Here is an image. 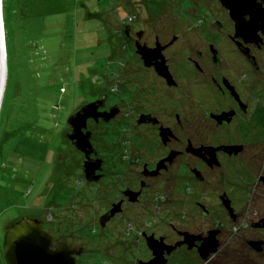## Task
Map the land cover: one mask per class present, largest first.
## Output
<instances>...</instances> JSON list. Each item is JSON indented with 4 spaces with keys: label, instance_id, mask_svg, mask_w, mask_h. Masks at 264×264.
I'll return each mask as SVG.
<instances>
[{
    "label": "flooded vegetation",
    "instance_id": "af4514ba",
    "mask_svg": "<svg viewBox=\"0 0 264 264\" xmlns=\"http://www.w3.org/2000/svg\"><path fill=\"white\" fill-rule=\"evenodd\" d=\"M132 5L138 11L122 20L120 35L134 50H123L124 66L114 76L121 98L110 101L100 88L64 118L63 134L80 155L84 178L106 194L99 225L121 219L127 229L139 228L137 243L123 239L119 259L133 264L264 254V0ZM90 103L84 125L71 123ZM86 139L91 147L84 150L77 144ZM162 214L169 220L163 233L156 221ZM228 223L239 226L234 239L226 236ZM43 228L72 245L76 264H90L76 229ZM209 235L218 247L204 259L199 246Z\"/></svg>",
    "mask_w": 264,
    "mask_h": 264
},
{
    "label": "rangeland",
    "instance_id": "374dc122",
    "mask_svg": "<svg viewBox=\"0 0 264 264\" xmlns=\"http://www.w3.org/2000/svg\"><path fill=\"white\" fill-rule=\"evenodd\" d=\"M134 2L3 0L7 55L0 105V264H7L4 232L23 216L38 217L53 231L76 229L90 264H133L119 259L123 239L137 243L139 228L127 229L121 219L106 229L99 225L106 194L84 178L80 155L65 139L63 125L73 105L100 88L110 101L121 98V82L114 76L124 66L123 50L134 49L123 46L120 31L122 20L138 11ZM54 10L59 13L52 15ZM136 152L128 149L132 157ZM156 221L163 233L168 216ZM238 227L228 223L226 236H239ZM211 264H264V254L230 251Z\"/></svg>",
    "mask_w": 264,
    "mask_h": 264
},
{
    "label": "water",
    "instance_id": "95a60500",
    "mask_svg": "<svg viewBox=\"0 0 264 264\" xmlns=\"http://www.w3.org/2000/svg\"><path fill=\"white\" fill-rule=\"evenodd\" d=\"M1 4V3H0ZM3 8L0 5V105L5 88L6 80V53L4 52L3 39ZM157 44L160 45L158 42ZM138 50H148L143 45H137ZM163 48L164 46L161 45ZM6 51V41H5ZM93 103L83 106L78 112L70 116V122H86L89 116H92ZM78 146L82 149L91 147L89 139L78 141ZM88 162V161H87ZM86 162V164H87ZM105 216L100 221L105 222ZM187 237V236H186ZM186 241V240H185ZM255 245H259L260 241H254ZM56 245L53 250L52 246ZM70 247L66 241L60 243L54 241V237L48 230H44L43 223L38 218L23 216L7 229L4 241V255L7 264H76L74 258L70 259ZM218 241L209 235L205 237V241L199 246L200 253L204 259H207L210 253L217 250ZM156 259L148 264H157Z\"/></svg>",
    "mask_w": 264,
    "mask_h": 264
},
{
    "label": "bare ground",
    "instance_id": "6f19581e",
    "mask_svg": "<svg viewBox=\"0 0 264 264\" xmlns=\"http://www.w3.org/2000/svg\"><path fill=\"white\" fill-rule=\"evenodd\" d=\"M0 5H1V7L3 8V0H0ZM2 27H3V39H4V42H3V44H4V52L6 53V51H5V27H4V16H3V18H2ZM7 55V54H6ZM2 107V106H1Z\"/></svg>",
    "mask_w": 264,
    "mask_h": 264
},
{
    "label": "trees",
    "instance_id": "16d2710c",
    "mask_svg": "<svg viewBox=\"0 0 264 264\" xmlns=\"http://www.w3.org/2000/svg\"><path fill=\"white\" fill-rule=\"evenodd\" d=\"M4 7V6H3ZM57 11L56 10H54L53 12H52V15L54 14V13H56ZM59 13V12H58ZM58 13H56V14H58ZM4 24H5V21H4ZM116 75V74H115Z\"/></svg>",
    "mask_w": 264,
    "mask_h": 264
}]
</instances>
